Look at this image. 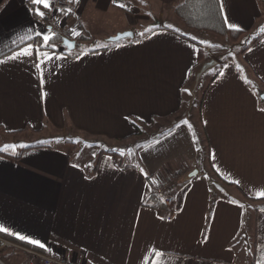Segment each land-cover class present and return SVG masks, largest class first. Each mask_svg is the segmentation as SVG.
<instances>
[{
	"label": "crops",
	"instance_id": "obj_1",
	"mask_svg": "<svg viewBox=\"0 0 264 264\" xmlns=\"http://www.w3.org/2000/svg\"><path fill=\"white\" fill-rule=\"evenodd\" d=\"M180 1L65 0L55 7L70 14L41 6V19L32 0H0V60L42 43L35 33L49 28L75 41L77 53L42 48L60 58L41 69L35 55L0 63V139L32 136L0 151V226L8 229L0 235L31 246L0 236V264H21L25 249L75 264H264V197H257L264 190V101L253 84L264 83V32L257 33L264 0H219L224 20L258 37L242 56L249 77L224 60L201 95L204 158L190 163L175 134L163 150L150 147L143 167L118 161L121 151L174 126L185 93L189 106L196 101L193 77L216 65L179 28ZM150 17L156 21L135 35ZM126 31L132 39L108 41ZM95 41L101 46H87ZM82 136L93 155L73 159L72 139ZM211 168L224 182L205 173ZM171 179L173 206H148L154 184Z\"/></svg>",
	"mask_w": 264,
	"mask_h": 264
},
{
	"label": "rangeland",
	"instance_id": "obj_2",
	"mask_svg": "<svg viewBox=\"0 0 264 264\" xmlns=\"http://www.w3.org/2000/svg\"><path fill=\"white\" fill-rule=\"evenodd\" d=\"M134 17L138 18L136 14H134ZM155 21L156 19L153 17L152 18L150 17L146 21H140V24L137 23L134 27L135 30L134 34L136 35L141 33V31L148 28L149 25H151ZM178 24H179V28H181L183 31L185 30L186 32H188L190 34L189 36L193 37V39H195L205 49H208V51L212 55L211 58L212 59L214 58L213 62H215L216 65L207 69L205 73L201 76V78H199L200 76L197 77V75H199L200 73L195 75V79L193 77V80L191 81V85H192L191 91L192 93H194V97H196V101H194L192 105L189 106L188 104L189 93H185L183 106L181 108L183 112L182 115L177 120V122L173 121L176 122L174 126L172 125L169 129L160 132V134H158V136L156 137L157 139L153 140L154 142L152 141L149 142L148 140L144 142L143 140H139L136 146H133L131 149L125 150L124 152L121 151L119 153L118 161L120 162L122 161L124 165H128V163H130L137 167H143L142 161L148 158V156H150V147L153 148L152 146L157 144V148L163 150L162 149L163 147L169 146L170 144H172L173 141H175L173 140L174 139L173 136L175 134L177 135L176 140L178 138V141H180V143L185 142L183 143L184 146L182 147H184L185 151L188 153L187 158L189 159L190 163H192L193 161H199L200 155H202V158H204V152L206 149V140L204 134L202 133L200 118H199L200 116L199 104L201 100V95L203 94L205 88L210 83V81H212V79L215 77V74L219 69L218 67L220 66V63L224 60H229L234 64L236 63L239 70L242 73H245L246 77H249L250 75L246 69L247 65L243 64V62L245 61L242 59V56L246 51L247 47L252 43L251 41L257 35L256 32L254 34H251L253 35V37L251 38H249L248 35L247 40H245L244 37L243 38L240 37L236 43H230L225 38H219L217 36H213L209 34L190 31L180 23ZM261 24H264L262 19H261ZM131 33L133 34V32ZM257 33H263V32L259 30L257 31ZM87 46L90 48H97L100 47L101 44L95 41V42L87 43ZM21 137L29 139L32 136L26 134V135H22ZM21 137H5L6 138L5 141L4 139H0V151H4V152L12 151L13 146L11 144L13 143V141L18 140ZM82 139H85V137L82 136L80 139H72V141L76 144V152L71 155L73 159H76V157L87 159L91 157V155H93V151L91 149V145L89 144V142L83 141ZM6 141L9 142V145L6 144L7 143ZM42 143H46V142L43 141ZM158 143H160L159 146ZM69 147H70V152L72 153L73 151L72 145H69ZM166 181L170 183V187L174 182L172 179Z\"/></svg>",
	"mask_w": 264,
	"mask_h": 264
},
{
	"label": "trees",
	"instance_id": "obj_3",
	"mask_svg": "<svg viewBox=\"0 0 264 264\" xmlns=\"http://www.w3.org/2000/svg\"><path fill=\"white\" fill-rule=\"evenodd\" d=\"M174 14L179 22L188 30L195 31L198 33L209 34L213 36H217L219 38H225L230 43H236L240 37H244L245 40L253 37L251 34H247L245 31H234L230 29L224 20L222 15L221 6L219 0H181L175 7H174ZM56 37L54 40L50 41V44H54L55 47H47L45 49H55L56 47H60L62 43V39L65 38L60 32L56 31ZM258 37L257 35L255 38ZM254 38V39H255ZM253 39V40H254ZM252 40V41H253ZM251 41V42H252ZM70 56H76L77 53L74 51L66 52ZM201 55L202 52L199 50V55L197 59V64L201 62ZM264 83L257 79V83H254V86L257 87L256 92L258 95L263 93L259 88V85H263ZM117 153L113 150H106L102 151L101 153ZM212 177L222 180L218 174L211 168L210 171L205 172ZM222 182H224L222 180ZM226 183V182H225ZM228 184V183H227ZM230 185V184H228ZM172 191V186L170 187ZM246 199V198H245ZM146 204L152 208H159L161 206L165 207L156 197L152 194L148 198ZM8 240L13 242L19 243L21 246L29 247L28 244L23 242H19L11 237L0 235ZM33 248V247H32Z\"/></svg>",
	"mask_w": 264,
	"mask_h": 264
},
{
	"label": "snow or ice",
	"instance_id": "obj_4",
	"mask_svg": "<svg viewBox=\"0 0 264 264\" xmlns=\"http://www.w3.org/2000/svg\"><path fill=\"white\" fill-rule=\"evenodd\" d=\"M73 2V0H69V3ZM32 3L36 5L35 9V14L39 16L41 19L45 18L46 12L41 10V6L43 9L48 10V11H58L63 15H68L71 13L72 9L71 8H56L55 7V0H32ZM113 3H117V0H113ZM119 7L124 8L126 5L120 3L118 4ZM225 23L227 26L234 30V31H240L241 29L239 28L238 25L228 23L227 17H225ZM31 31V29H29ZM72 35L77 36L80 35L79 32H77L75 29H72ZM147 31V30H146ZM260 31L264 32V26H261ZM37 37H40L42 39V43L39 44H32L29 43L25 47L21 48L19 51H13L12 55L6 57V60H0V63H5L7 60H18L21 57H32L35 55L36 58V63L35 67L37 69H41L42 65H46L48 62H50L54 57L55 58H60L56 56L55 53H49V52H44L41 51L42 48H47V47H55L54 44H50V41L54 40L56 37V33L52 32L51 28H49L47 31H38L35 33ZM126 35H132V33H127ZM143 35V33H141ZM13 43H16V41H13ZM220 75H223V73H220ZM41 84L44 83V78H43V73L41 71V76H40ZM42 95H45L42 93ZM264 111V109H261ZM23 147V145H21ZM238 183V182H237ZM257 197H264V190H261L257 193ZM0 232H8V229L0 226ZM19 239L21 240H27L28 243L37 245L40 248H44L46 251L48 250L45 246V244L41 243L39 240H33L29 239L28 237L16 234ZM207 239V238H205ZM154 257H162V254L158 251H154ZM152 264H158V262L153 258L152 259Z\"/></svg>",
	"mask_w": 264,
	"mask_h": 264
},
{
	"label": "built area",
	"instance_id": "obj_5",
	"mask_svg": "<svg viewBox=\"0 0 264 264\" xmlns=\"http://www.w3.org/2000/svg\"><path fill=\"white\" fill-rule=\"evenodd\" d=\"M64 2L65 0H55V3L59 6L63 5ZM152 195L168 209L173 206L175 201L174 195L170 190V183L166 180L155 184ZM2 243L5 245L8 242L3 240ZM25 253L26 259L21 264H75L69 259L51 253H41L29 249H25ZM30 258H33L36 263L32 262Z\"/></svg>",
	"mask_w": 264,
	"mask_h": 264
},
{
	"label": "water",
	"instance_id": "obj_6",
	"mask_svg": "<svg viewBox=\"0 0 264 264\" xmlns=\"http://www.w3.org/2000/svg\"><path fill=\"white\" fill-rule=\"evenodd\" d=\"M127 33H131L130 31H126V32H121V33H117L116 35L110 37L108 39V41L110 43H116L120 40H124V39H132L133 38V34L132 35H126ZM61 46L65 47L68 51H73L74 48H75V41H72L68 38H63L62 39V43H61ZM260 99L262 101H264V93L260 94Z\"/></svg>",
	"mask_w": 264,
	"mask_h": 264
}]
</instances>
